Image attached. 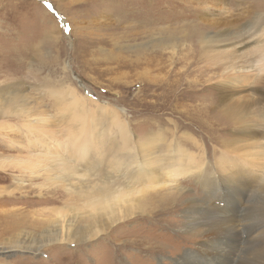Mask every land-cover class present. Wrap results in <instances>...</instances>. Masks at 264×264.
I'll return each mask as SVG.
<instances>
[{
  "label": "rangeland",
  "instance_id": "1",
  "mask_svg": "<svg viewBox=\"0 0 264 264\" xmlns=\"http://www.w3.org/2000/svg\"><path fill=\"white\" fill-rule=\"evenodd\" d=\"M260 2L264 0H224L215 6L196 0H0V107L15 93L24 101L17 113L0 114V232H5L0 264H181L186 253L213 245L210 235L197 236L187 226L208 230L200 225L206 216L217 220L218 207L236 220L244 217V206L232 208L233 213L227 209L237 205L233 201L224 207L212 204L193 178L182 185L181 199L167 197L172 204L166 211L130 217L88 242L55 240L58 230L73 231L101 218L91 216L96 209L90 200L111 178L128 173L129 166L120 167L122 172L101 170L100 162L117 159L113 145L121 146L126 134L134 155L150 158L148 165L155 170L166 162L163 144L180 142L193 149L194 139L205 148L208 161L217 149L216 158H224L228 169L243 166L261 177L264 157L252 159L242 151L225 155L220 142L236 129L215 114L226 87L234 98L255 100L259 71L240 63L239 74L224 72L217 64L221 60H201V45L192 42L195 24L206 28L203 36L208 38H221L232 29L236 41L248 39V23L258 14L250 11ZM215 22L218 28L212 26ZM209 23L211 28L205 25ZM255 43L248 40L239 51L261 45ZM86 138L90 147L84 150L91 161L82 166L75 145ZM258 142L264 148V138ZM153 147L160 154L150 151ZM248 161L257 166L248 167ZM122 182L139 191L140 199L146 196L142 191L154 193L162 184ZM155 196L162 197L159 192ZM189 214L195 221L188 220ZM226 229L234 238L238 235L230 224ZM236 241L242 244L241 235ZM241 257L242 250L236 260Z\"/></svg>",
  "mask_w": 264,
  "mask_h": 264
},
{
  "label": "bare ground",
  "instance_id": "2",
  "mask_svg": "<svg viewBox=\"0 0 264 264\" xmlns=\"http://www.w3.org/2000/svg\"><path fill=\"white\" fill-rule=\"evenodd\" d=\"M196 1L198 2V4L203 2L204 4L209 3V6H215L217 2L221 3L224 0ZM255 13L257 14L256 17L250 23H248V26H250L248 30L249 32L246 34L248 35V39L241 36L239 38V41H236V38H234L235 32L231 31L232 29H230V31L224 32V35L222 34L223 36L219 34L221 38L214 37L216 35L208 38V36H203V28L205 27L202 26L203 28L201 29L199 28V26L201 25L195 24L194 29L197 31V34L192 38V42H197L199 46L201 45L202 51L199 52L201 60L205 59L209 62L212 61V63H217V61L221 60L220 63L217 64L220 65L219 69L224 70V72L231 70L232 72L235 71L239 74L240 63H244L246 65L249 64L252 67H255L256 71H259L260 76L256 79L255 85L259 87L255 89V91L258 93V96L255 100H252L250 97L238 99L234 98L233 96L228 94L226 87V89H223V95H220L219 97V103L217 104V107L215 106V114L216 117H219L222 123H225L228 126H234L236 129L235 135H233L228 140L223 139L224 141L220 142L222 143L226 151L225 155L235 157V155L239 154L242 151V153H246L247 156H250L252 154V159H254L256 155L260 159H262L264 157V148L258 142V139L264 138L263 2L257 3L256 7L254 9L252 8V10L250 11V14ZM238 22H241L240 18L237 19V23ZM218 23L219 22H215L213 23L214 25H212V23L205 25H207L208 28H211L212 26L218 28ZM241 25H243V23ZM192 34H194V32ZM248 40L254 41L256 43L259 42L261 43V45L257 47L254 46L253 49L239 51V47L246 44ZM199 46H196V51ZM149 63L150 62H147V65H149ZM243 72H245L244 66ZM232 77H234V75ZM14 97L15 98H9L7 102L2 103L0 107V114L2 116L8 115L10 113H17L16 109L18 108V105L24 103L19 94L15 93ZM206 115L208 116V114ZM122 131L123 129L121 130V132ZM128 136V134L122 136L123 144L121 146L117 145L116 143L115 145H113L114 151L117 155V159L115 161L100 162L101 170H105V168L108 167L112 170L122 172L120 171V167L129 166L127 170L128 173H125L124 176L120 174L118 176L119 178L117 177V180L111 178L109 184H106L104 185V187L97 190L94 198L90 200L89 203L92 204V206L96 209V212L91 216H98L101 218L98 220L85 221L84 225L73 231L66 230L64 233L63 230H58V233L55 234V240L57 242H88L95 239L96 236L98 237V234H101L103 232L105 233V231H107V229H110V227H112L113 225L122 222L123 220H126L130 217H135L136 215L138 216L143 214L150 215L158 209H162V211L160 212L166 211L170 204H172V201L167 200V197L176 201L181 199V197L183 196L181 188L182 185L194 178L196 179L197 185H199V187L202 188V191L207 194L205 198L208 196L212 197V204H219L224 207V205L228 203V201H233V203H237V205H234L231 208H227L231 213H233L232 208L235 207H237L235 209L239 210V208L241 209V206H244V209L246 210H244V217H242L241 220H236L235 217L227 215L220 207H218L216 213L213 215L217 218V220L211 221L208 219L207 221L206 216L205 222L201 223L200 226L208 228V230H204L202 233L198 232L199 230H197L196 228L195 229L197 230V232H195L193 225L187 226V230L197 236L210 235L213 245L211 247H207L211 244L209 242L204 244L202 246L203 248H200V252L198 254L186 253L185 257L187 258L183 259L181 264H264V182H262V179L264 177V164H261L262 175L260 178L255 177L256 174L254 172L250 170L247 171V167L242 166L238 169L237 167L228 169L230 165L227 161L224 160V158H220V160L216 158L217 149H213L214 151L212 155H214V160L208 161L207 153L204 151L205 148L201 144L199 145L197 140H194L192 138L193 140H191L190 142H194L193 145H196L193 146V149L185 148L184 145L180 142L174 143L175 146L170 143L163 144V161L166 162L160 167V169L155 170L148 165L150 158L144 155H142L141 157H137L134 155L132 146H130V140ZM88 145L89 143L87 142V138L85 140L79 139L75 145L76 154L78 156L77 162L82 166H85L91 161V157L87 155L84 150ZM109 148H106V150H108ZM156 148L157 147H153L150 151L158 150L157 153L160 154V148ZM123 151H130V153L126 155ZM194 152L198 153L195 154ZM88 158L90 160H88ZM242 164H245V159L242 161ZM247 166L255 167L257 165H250V161H248ZM130 167H136L135 171H129ZM154 171H157V174L154 173ZM130 179L136 181L137 183H142L144 181H146L148 184L154 183V187L156 186V184L162 182L160 186L158 185L160 188L154 192L155 194L159 192L162 197H156L154 193L142 191L141 193L146 194V196L140 199V197L136 196V193H138L139 191H135L131 188H126L123 186L124 182H122V180L128 181ZM167 183H169V186H167ZM222 190L223 193H221ZM252 195L257 196L255 197V201L251 204L249 203V199ZM157 198H159L160 200H157ZM258 200H260V202H257ZM200 214H202V212H198V217L201 216ZM193 217V214H189L188 220L190 222L195 221L193 220ZM96 223L103 224L99 226ZM229 224L230 226H233L234 229L232 230H234V232H236L238 235H241V245L244 246V248L240 244H238L237 241L234 242L235 238H237L238 235H236V237L234 238L232 233H228V231L230 230H227L226 228ZM225 233L227 238L222 239V235H225ZM4 236L5 232L1 231L0 238H3ZM241 250L243 252V257H241L237 261L236 259L239 258V252ZM194 255L198 256L192 257Z\"/></svg>",
  "mask_w": 264,
  "mask_h": 264
}]
</instances>
